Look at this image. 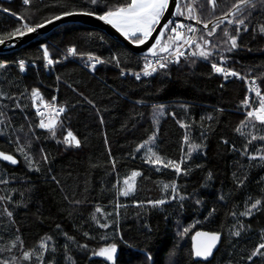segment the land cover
<instances>
[{
    "label": "trees",
    "instance_id": "1",
    "mask_svg": "<svg viewBox=\"0 0 264 264\" xmlns=\"http://www.w3.org/2000/svg\"><path fill=\"white\" fill-rule=\"evenodd\" d=\"M241 2L179 0L182 16L200 22L193 49L210 55H185L147 78L129 73L143 67L145 56L90 25H61L0 53V149L17 158H0V264H264V255L252 256L264 244V124L246 116V83L225 78L211 63L257 77L264 96V0L221 19ZM127 3L0 0V39L65 12L101 16ZM169 36L165 30L161 43ZM73 47L75 55L68 52ZM89 54L103 63L87 65ZM33 89L67 108L55 135L39 126ZM69 131L78 147L64 142ZM146 141L163 164L183 160L181 174L149 163ZM192 145L199 147L190 151ZM134 171L141 175L125 197L123 181ZM173 183L175 192L163 189ZM158 200L165 202L150 203ZM199 229L223 234L210 260L193 258L191 237ZM113 244V261L94 255Z\"/></svg>",
    "mask_w": 264,
    "mask_h": 264
},
{
    "label": "snow or ice",
    "instance_id": "2",
    "mask_svg": "<svg viewBox=\"0 0 264 264\" xmlns=\"http://www.w3.org/2000/svg\"><path fill=\"white\" fill-rule=\"evenodd\" d=\"M24 4H29L30 0H22ZM169 2L170 0H130V3H127L124 6L117 7L115 10H109L105 12L103 15L99 17L101 20H105L107 23L114 25L116 28H118L125 36H132V37H137L136 43L139 44H144L146 40L152 35L153 31H155V28L157 25L160 24L161 18L164 16L165 12L169 8ZM242 2H247V0H242ZM92 4H97L98 0H91ZM4 11H8L7 9H4ZM191 13V8L189 7V14ZM89 15H92L93 13H87ZM62 15L64 16H71L73 13L71 12H65ZM172 15H183V12L181 11L179 0H177L176 4V11L172 13ZM54 20H59L61 19L60 16H56L53 18ZM52 21H46V23H51ZM231 22V21H230ZM174 22L172 20H169L167 23L163 25V27L160 29V34L156 37V41L154 44H152L151 48L148 49V52L151 53L153 56L157 54V49L160 52H167L169 48L172 46L173 42H179L181 39H184L185 43H192L190 39H187L183 36L181 32L178 31V29L183 28V24H176L175 27H171L170 31L173 33V35L168 37V43H164L163 45L161 44L162 38L164 36L165 30L169 29V26L172 25ZM236 23L243 25L244 20H239ZM37 28L43 27V25H37ZM24 28H26L27 32H33L35 31V28L29 27L27 24L24 25ZM205 28H207V25H205ZM246 30V29H245ZM189 31L194 32L195 28H189ZM260 32L264 33V26H262L259 29ZM237 32H239V29H237ZM26 33L24 31H21L20 28H17L13 31L11 34V38H15L17 35L18 36H23ZM213 34L212 31L208 32V35L211 36ZM227 35V32H225ZM231 41V47L235 48L237 46V38L236 36H231L230 38ZM5 41L3 39H0V43H4ZM205 44L209 43V41H204ZM197 47H201L200 45H197ZM231 50V49H229ZM69 54L75 55L76 54V49L69 48L68 49ZM44 57L47 59L48 64L51 65L54 63V61L50 58V54L47 50L46 47L43 49ZM178 56L184 55L183 52H177ZM192 55H199L200 57L203 58H208L210 53L208 51L201 50L199 53H193ZM89 60H92L93 57L89 54ZM95 63H103L98 57L95 58ZM95 63L93 64V67H95ZM159 66L161 68L165 67L166 65L164 63H160L159 60L157 61ZM19 66L21 70L24 69V61L19 62ZM0 67H4L3 64H0ZM212 68L215 72L217 73H223L225 78H227L229 75L231 76H237L239 77V73H236L234 71H228L225 72L224 68L217 66L216 64L212 65ZM156 67H154L151 63L145 64L142 74L144 76H150L154 72H156ZM122 75L124 74L123 72L121 73ZM137 79H140V73H135L134 74ZM243 78V77H241ZM251 84H255L256 81L253 79ZM251 90V89H250ZM256 96L259 97V99L256 101L258 104L257 108H254L252 111H248L246 113V116L248 118H255L256 120L260 121L262 124H264V96H261V93L259 89H256ZM33 96L38 97L39 93L38 90L33 89ZM53 100H55V97H53ZM252 103L250 98H246L242 104L245 107H248ZM64 109L60 108L58 112H63ZM243 123V122H242ZM41 128H48L53 132V135H55V121H50L49 123H45L43 120H41L40 125ZM241 129L238 128L237 131H240ZM155 137L153 136L150 138V140H153ZM253 140L257 139V137H252ZM260 140L264 141V137H259ZM185 140L187 141V137H185ZM64 142L69 145H74V146H79L80 141L76 138V136L69 131L67 135L64 138ZM149 141L145 142V145H141V147H145ZM199 146L197 145H192L190 146V151L195 150ZM20 151H23V149H19ZM148 162L157 165V164H163V161L161 158L152 151L151 148H148ZM152 157H155L153 159ZM0 158H2L5 161H10L11 163L15 164L17 161L14 159L13 156L11 155H6L2 152H0ZM255 157H253L254 159ZM264 158V157H262ZM47 159V157H45ZM183 163V160H181L179 163L174 162V161H168L167 164H163V167H172L174 168L175 172L177 175L181 174V164ZM159 170V168H157ZM141 175L139 172H132L131 176L129 178H126L123 181V184L125 187L121 191V195L127 197L129 196L132 192L135 191V179L137 176ZM211 175V174H209ZM3 181H0L2 183ZM169 187L172 188V191H176L175 184L173 183L172 185L165 184L163 185V189L167 191ZM173 199H175V196H173ZM165 201L164 200H158L153 203L154 205L158 204H163ZM199 203V201H197ZM261 201L257 200L255 204L252 205V208L255 209L257 205H259ZM97 212H100L101 209L97 208ZM9 216H11V213H8ZM244 215H251V212H246ZM93 219H96L94 216ZM101 227H107L106 224L101 225ZM185 232H187V229H185ZM197 235H201L200 233H197ZM235 235H240V232L237 231ZM49 240L51 239L50 237L48 238ZM219 239V234H211L209 236L208 242L204 243L202 245H197L195 249V256L196 257H204L207 258L208 256L212 255V249L215 247L216 241ZM41 247L46 248V242H41ZM264 249V244H261L256 251L252 253V256L256 255H264L260 250ZM116 252V245H109L108 247L100 249L98 253H94V255H98L101 257H106L108 261H113L114 260V254ZM252 256H249V259H252ZM24 258L25 259H30V253L25 252L24 253ZM3 264H7V261L3 262Z\"/></svg>",
    "mask_w": 264,
    "mask_h": 264
},
{
    "label": "water",
    "instance_id": "3",
    "mask_svg": "<svg viewBox=\"0 0 264 264\" xmlns=\"http://www.w3.org/2000/svg\"><path fill=\"white\" fill-rule=\"evenodd\" d=\"M252 0H247V2H241L238 4L236 8L231 10L229 13H227L225 16H223L221 19H228L234 12L238 11L248 3H250ZM176 4L177 0H170L169 2V8L165 12L164 16L161 18V22L159 25L156 26L155 31H153L152 35L148 38V40L145 41L144 44H139L134 42L129 36H125L118 28H116L114 25L107 23L105 20L99 19L100 15L97 14H92L89 15L87 14L88 12H71L73 15L71 16H64V15H59L61 19L59 20H54L53 18L48 20L52 21L51 23H42L40 25H43V27H34L35 31L33 32H25L26 34L23 36H16L15 38H5L3 39L5 42L0 43V53H5V52H10L13 50H16L18 48H21L25 46L26 44L33 42L35 40H38L41 38L43 35L46 33L52 31L53 29L65 25V24H70V23H75V24H83V25H90L94 26L97 28H100L107 32L111 37L116 39L117 41L121 42L128 48H130L132 51L135 53L142 55V56H149L152 55L151 53L148 52V49L151 48L152 44L155 43L156 37L160 34V29L163 27L165 23H167L169 20H183V21H191L194 23H199L196 19L193 18H188L182 15H172L176 11ZM0 152L10 155L0 149ZM12 156V155H11ZM14 159L17 161V158L13 156ZM2 159V158H1ZM3 160V159H2ZM5 161V160H4ZM10 162V161H7ZM11 163V162H10ZM13 164V163H12ZM197 233H200L201 235H197ZM211 234H219V239L215 243V247L212 249V255L208 256L207 258L204 257H196L195 256V249L197 245H202L204 243L208 242L209 236ZM223 239V234L221 232H215V231H210L206 229H199L196 230L192 237H191V246H192V252H193V258L194 260H210L214 257L215 253L218 251ZM117 253L115 252L114 254V259L116 258ZM106 258V257H105Z\"/></svg>",
    "mask_w": 264,
    "mask_h": 264
},
{
    "label": "built area",
    "instance_id": "4",
    "mask_svg": "<svg viewBox=\"0 0 264 264\" xmlns=\"http://www.w3.org/2000/svg\"><path fill=\"white\" fill-rule=\"evenodd\" d=\"M193 8L195 10V6L193 5ZM198 19V17H196ZM174 23L172 25L169 26V29H167V31L169 32L170 36L173 35V33L170 31L171 27H175L176 24H183L184 27L183 28H180L178 29L179 32H181L183 34V36L187 39H190L192 41V43L194 42V39H195V36H196V33L198 31V27H199V24L197 23H191V22H185V21H173ZM195 28V31L192 32V31H189V28ZM192 43H185L184 42V39H181L180 42H179V45L170 50L169 52H159L157 53L155 56H148L144 62V65L142 68L140 69H137V70H131L129 73L136 77L134 74L135 73H140V79L142 78H147L149 76H144L142 74V70L145 66V64L147 63H151L154 67H156V72L161 68L159 66V64L157 63V61L159 60L160 63H169V62H174L180 58H183L185 55H190V56H195V55H192L193 53H196V51L193 49L192 47ZM183 52L184 55L182 56H178L177 55V52ZM83 56H86L87 57V63L89 65H92L95 63V58H97L98 56L96 55H91L93 57L92 60H89V55H83ZM99 58V57H98ZM71 59L73 60H77V57L76 56H71ZM100 59V58H99ZM21 61H24V69L26 68V66L28 65V62L26 60H21ZM212 65L213 64H216L217 66L219 67H222L224 68L225 72H228V71H234L236 73H239V77L237 76H231L229 75L228 77L231 78V79H240L242 81H244L247 85V89H248V93H247V98H250L252 103H251V107L249 109V111H252L254 108H257L258 107V104L256 103V101L259 99V97L256 96V89H259L260 93H261V87H260V83L257 79V77L255 76H247L245 74H243L242 72L238 71V70H235L233 67L229 66L228 64L226 63H223V62H211ZM53 67V65L51 66ZM50 68V67H48ZM156 72H154L152 75L156 74ZM223 74V73H221ZM224 75V74H223ZM151 76V75H150ZM243 77V78H241ZM255 79L256 83L253 85L251 84L250 82ZM251 89V90H250ZM261 96H262V93H261ZM34 101V110L35 112L37 113V115L41 118V119H46V118H54V119H58L60 118L66 111V106L65 105H60L58 103V97H55V100H52V101H47L45 99H43L42 101H38L36 100V98L33 99ZM60 108H63L64 111L63 112H58V110Z\"/></svg>",
    "mask_w": 264,
    "mask_h": 264
},
{
    "label": "rangeland",
    "instance_id": "5",
    "mask_svg": "<svg viewBox=\"0 0 264 264\" xmlns=\"http://www.w3.org/2000/svg\"><path fill=\"white\" fill-rule=\"evenodd\" d=\"M189 9V8H188ZM192 14V13H191ZM132 39H137V37H132V36H130ZM180 42V41H179ZM179 42H175V48L179 45ZM162 45H163V43H161ZM85 61V63L87 64V65H89L88 63H87V58L84 60ZM26 68H27V66H26ZM26 68L25 69H23V71H26ZM38 93H39V95H38V97H34L33 96V98H36V100H38V101H42L44 98L41 96V94H40V92L38 91ZM34 104V103H33ZM41 120H43L45 123H49L50 121H55V119L54 118H47L46 120H44V119H39V122H41ZM56 123H57V121H55V125H56ZM46 129H48V128H46ZM148 148H151L152 149V151L153 152H155L154 151V148H153V146L151 145V143H148L145 147H144V149H145V152L146 153H148ZM153 159H155V157H152Z\"/></svg>",
    "mask_w": 264,
    "mask_h": 264
}]
</instances>
